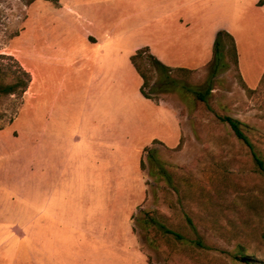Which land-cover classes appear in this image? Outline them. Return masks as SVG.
I'll list each match as a JSON object with an SVG mask.
<instances>
[{
  "label": "rangeland",
  "instance_id": "1",
  "mask_svg": "<svg viewBox=\"0 0 264 264\" xmlns=\"http://www.w3.org/2000/svg\"><path fill=\"white\" fill-rule=\"evenodd\" d=\"M137 1L0 0V70L21 67L31 76L23 94L0 96V192L12 179L42 174V132L58 126V117L62 122L64 116L70 119L73 114H97V127L112 131H100L104 140L100 149L108 150L106 141L118 138L113 105L87 102L88 96L97 98L99 83H82V74L73 70L79 64H73L76 57L94 54L103 43L79 39L72 19L75 15L67 7L83 11L88 18L105 17L116 34L136 32ZM146 22L150 25L145 26V37H151L147 41L153 42L149 29L154 21ZM208 25V21L195 17L189 23V33L201 34L202 45L196 50L212 55L209 43L205 50V38L210 35ZM261 43L260 37L243 39L240 48L258 49ZM244 58L248 65L250 56ZM190 70L175 74L182 88L159 95L160 102L179 118L175 132L165 131L166 127L162 132L168 146L154 145L158 157L172 172L177 190L140 169L142 150L151 145L149 132L136 133L128 145L124 140V163L118 169L124 168L123 175L129 178V183L123 185L124 200L127 193L133 231L130 225L115 224L114 241L127 250L123 255L129 264H145L142 252L147 264H247L239 260L240 256L252 259L250 264H264V176L258 172L248 146L218 118L229 115L246 124L254 150L264 160V77L247 95L237 73L223 71L206 102H202L193 91L204 83L207 67ZM135 103L130 107L138 109ZM126 111L122 107V114ZM150 118L147 114L145 122ZM169 122L174 123L168 117ZM75 171L84 175L90 169L78 165ZM98 171L107 172L108 167ZM116 201L121 197L114 200L117 212ZM125 211L126 204L123 216ZM151 218L165 228L152 224ZM166 229L181 238L166 233Z\"/></svg>",
  "mask_w": 264,
  "mask_h": 264
},
{
  "label": "crops",
  "instance_id": "2",
  "mask_svg": "<svg viewBox=\"0 0 264 264\" xmlns=\"http://www.w3.org/2000/svg\"><path fill=\"white\" fill-rule=\"evenodd\" d=\"M258 2L138 0L134 13L136 32L116 34L105 17L88 18L83 11L67 7L75 15L72 19L79 31L77 37L93 44L103 43L96 54L76 57L73 64H79L73 70L82 74V83H99L97 98L88 96L87 102L113 105L118 138L106 141L108 150L98 147L104 143L100 131H112L97 127V114H73L70 119L64 116L62 122L58 117V126L42 132V174L12 179L0 192V264H129L124 259L125 249L113 237L115 224L132 226L129 198L126 193L124 200L123 186L129 178L123 175L124 168L118 169L124 163V140L128 145L136 133L149 132L151 142H163L164 128L175 132V121L179 120L172 108L141 94L142 80L130 55L148 46L171 68L202 69L212 55L196 50L202 45L201 34L189 33V23L200 17L209 23L205 50L208 43L213 47L218 30L230 33L236 44L239 74L247 87L255 89L264 75V1ZM146 19L154 21L149 29L153 42L147 41L151 37H145V26L150 25ZM253 37H260V48H240L243 39ZM245 55L250 56L248 65ZM82 61L92 63L84 65ZM133 101L138 109L130 107ZM122 107L127 108L124 114ZM147 114L151 118L145 122ZM168 117L173 119V125L167 123ZM78 165L89 168L88 174H78ZM105 167L107 172L98 171ZM119 197L116 212L114 200ZM141 254L147 264L145 254Z\"/></svg>",
  "mask_w": 264,
  "mask_h": 264
},
{
  "label": "trees",
  "instance_id": "3",
  "mask_svg": "<svg viewBox=\"0 0 264 264\" xmlns=\"http://www.w3.org/2000/svg\"><path fill=\"white\" fill-rule=\"evenodd\" d=\"M53 1L55 3L57 2V0ZM263 1L264 0H259L258 4H261ZM130 61L141 77V94L145 98L151 99L156 103H158L160 100V94L170 93L178 87H183V83L178 77L175 76V74L191 71L190 69L185 68H171L163 64L154 54L150 52L148 46H142L136 49L135 52L130 56ZM206 67L207 74L205 76L204 83L199 89L193 91L197 99L202 102H206L207 95L214 88L217 76L223 71L234 70L237 73L236 76L241 84V87L245 90L247 95L255 91V89H251L246 86L239 74L235 40L233 36L225 30L217 31L212 47V58L206 64ZM7 78L9 79L8 81H6ZM30 81V74L21 67L7 69L4 72L0 70V96L16 93L23 94L28 89ZM218 118L230 127L238 140L248 146L256 163L258 172L264 176V160L254 150L253 144L246 133L248 126L237 118L229 115L218 116ZM155 144L164 145L163 142L154 139L150 146L144 147L142 150L143 155L141 156L139 162L140 169L149 177L162 179L173 190L176 191L177 187L172 182V172L166 168L165 163L158 157V149H156L154 146ZM186 220L188 224H190L192 227L194 226L189 216H186ZM150 222L159 228H165L163 224H161L159 221H156L154 218H151ZM165 232L173 234L177 238H181L180 235L169 229H166ZM195 242L196 244H199L198 241ZM239 260H243L247 264H250L252 259L248 258L247 256H240Z\"/></svg>",
  "mask_w": 264,
  "mask_h": 264
}]
</instances>
